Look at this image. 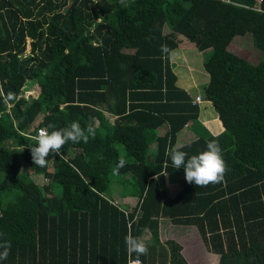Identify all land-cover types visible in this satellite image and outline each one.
Returning <instances> with one entry per match:
<instances>
[{
    "label": "trees",
    "instance_id": "1",
    "mask_svg": "<svg viewBox=\"0 0 264 264\" xmlns=\"http://www.w3.org/2000/svg\"><path fill=\"white\" fill-rule=\"evenodd\" d=\"M245 34L262 54L256 65L229 49ZM177 36L210 51L203 97L224 128L217 137L194 129L180 146L177 134L200 125L171 70ZM72 121L93 122L95 137L36 166L35 132ZM212 140L227 170L199 188L166 151L191 156ZM110 173L134 207L108 197ZM175 176L185 181L169 200ZM160 220L194 226L218 264H264V0H0V233L11 242L0 264H128L137 260L129 233L149 237L141 264H186L178 245L160 243Z\"/></svg>",
    "mask_w": 264,
    "mask_h": 264
},
{
    "label": "clouds",
    "instance_id": "2",
    "mask_svg": "<svg viewBox=\"0 0 264 264\" xmlns=\"http://www.w3.org/2000/svg\"><path fill=\"white\" fill-rule=\"evenodd\" d=\"M124 5L126 0H120ZM161 53H169L167 45H161ZM91 121V118H90ZM49 127L54 128L53 125ZM96 129L93 122H89L82 127L79 121H72L67 127L59 130L47 131L41 129L33 137L35 145L30 147L33 163L38 167H46L49 163V156L61 157L62 148L70 141L73 144L80 142L87 143L89 137H95ZM166 156L174 169L184 168L185 179L189 184L197 187H206L209 184L220 183L224 179L227 170L226 162L222 156V149L216 140L207 142L206 150L189 156V154L178 147H171L166 151ZM126 161L121 157L117 164V169L123 168ZM168 161L165 162L167 166ZM23 172V170H22ZM157 175L154 179L159 180ZM167 176V175H164ZM147 231V229H145ZM125 246L129 256L135 254L137 261L140 256L148 255L149 248L143 236H133L131 233L124 238ZM11 249V242L4 239V234L0 233V261L8 258Z\"/></svg>",
    "mask_w": 264,
    "mask_h": 264
},
{
    "label": "rangeland",
    "instance_id": "3",
    "mask_svg": "<svg viewBox=\"0 0 264 264\" xmlns=\"http://www.w3.org/2000/svg\"><path fill=\"white\" fill-rule=\"evenodd\" d=\"M163 31L164 33L169 32L166 26L163 28ZM178 38L181 39V42L184 43L183 45H185V47H183L182 45L183 47L182 50L177 49L175 51H172V53L170 54V59L172 63L171 68L172 66L176 65V68L174 69V73L179 78V80H182L184 78L187 80L186 83L188 85L190 84L195 85L203 97V88L204 86H206V84L209 81V77L203 68V63H204V60L210 56V51L200 52L192 44L187 42L185 38L181 36H178ZM229 49L231 52L242 57L243 59L247 60L253 65L258 64V62L261 59V55H262L259 50L253 47L252 37L249 34H245L244 36L235 37L232 40ZM194 93L195 92H193V94ZM34 95H35L34 90L31 85H27L22 91V97L26 99V101H29V102L32 101ZM202 101L203 103L200 106L201 110L204 111L205 109H209L210 111H212L210 105L207 104L204 98L202 99ZM38 122H40V120L36 121L34 124L36 125ZM187 136L188 135L186 132L182 133L181 137L177 138L176 140V146H180V145L187 143L189 140ZM110 178H111V184H110L109 191H108V197L110 196V194L113 195L115 192H117L116 196H114V199L112 198V200H114V203L124 207V205H121L120 200H119L121 199L120 198L121 196L119 195L118 192H120L121 190L119 186L117 185V183H119L117 179L118 177L115 174L110 173ZM121 178H123L124 180L130 179V175H127ZM32 179H33V182L37 184L38 186L45 185L46 183V181H44L40 177L38 178L32 177ZM135 200H137V198H135ZM144 237H145V241L149 239L147 235H145ZM166 239H169V236H167ZM189 239L190 241L182 242V244L187 247L186 252L188 250L189 254L191 255V253L193 254L192 251L194 250L196 252V249L198 248L197 249L198 252L199 253L201 252L204 254L203 252L204 246H202V244L200 245L201 241L199 240V238L197 239L195 238V240H193L192 238H189ZM168 243H172V242L168 240L165 243H161V244L167 245ZM172 244H175V243L173 242ZM216 262L217 260L215 259L213 263L216 264Z\"/></svg>",
    "mask_w": 264,
    "mask_h": 264
},
{
    "label": "crops",
    "instance_id": "4",
    "mask_svg": "<svg viewBox=\"0 0 264 264\" xmlns=\"http://www.w3.org/2000/svg\"><path fill=\"white\" fill-rule=\"evenodd\" d=\"M178 40V47L175 50H182L183 47H185V45H183L184 43L181 42V39L178 38V36L176 37ZM183 45V47H182ZM174 50V51H175ZM170 57V56H169ZM171 59H170V65H171ZM176 68V65L172 66L171 70L174 73V69ZM175 74V73H174ZM176 75V74H175ZM177 77V76H176ZM186 79H182L179 80V78L177 77V81L176 84L179 88H181L182 90H184L192 99V102L195 101V99L197 97L201 98V102L199 104H197L196 106H198L199 108V117H198V123L200 126H194L192 123H189L184 129H182L176 137L177 138L181 137L182 133H187V137H188V142L193 138V132L192 130L194 129H198L199 132H203L202 129L206 130V132L211 136V137H217L219 135H221L224 132V128L220 122V120L218 119L217 114L214 112L212 105L210 102L206 101L208 105H210L212 111H210L209 109H205L204 111L201 110L200 106L202 105L203 101L202 99L204 97H202V94H200V92L198 91L197 87L195 85H188ZM207 85V84H206ZM205 87V86H204ZM193 92H195L193 94ZM202 92V91H201ZM203 96H204V88H203ZM194 105V104H193ZM106 117L109 119L110 122H113V120L115 118L110 117L108 115H106ZM165 128H161L157 131V135H161L164 132ZM152 148V146H151ZM184 179L180 178V177H172L170 179V183H168L167 187H166V197L169 200H173L176 197V194L182 189L183 184H184ZM114 196H112V198L114 199ZM119 199V198H118ZM121 205H124V207H128V208H132L137 204V200H135V198L133 197H128V198H121L119 199ZM122 207V206H121ZM169 236V239H166V237ZM189 238H192L193 240H195V238H199L200 245L202 244V246H204V254L203 253H199L198 252V248L196 249V252L193 250V254L191 253V255L189 254L188 250L186 252V246L182 244L183 241H190ZM159 239L161 243H165L166 241H170V242H174L175 245H178L181 248L180 254L181 256L184 258V261L186 264H214V260L216 259L217 262L216 264L219 263V257H217L215 254L211 253L203 244L199 233L197 231V229L194 226H181V225H177L174 226L172 225L170 222L168 221H161L159 222ZM147 241V240H146ZM145 241V242H146ZM200 255V256H199Z\"/></svg>",
    "mask_w": 264,
    "mask_h": 264
},
{
    "label": "built area",
    "instance_id": "5",
    "mask_svg": "<svg viewBox=\"0 0 264 264\" xmlns=\"http://www.w3.org/2000/svg\"><path fill=\"white\" fill-rule=\"evenodd\" d=\"M256 2H257V5H258V4H260V3L262 2V0H256ZM254 10L257 11V12H260L259 7L254 8ZM200 102H201V98H200V97H197V98L195 99V101L193 102V104H194V105H197V104H199ZM40 130H41V129H38V130L35 132V135H37V133H38ZM128 264H141V263H140L139 261H137V260H133V261H129Z\"/></svg>",
    "mask_w": 264,
    "mask_h": 264
}]
</instances>
